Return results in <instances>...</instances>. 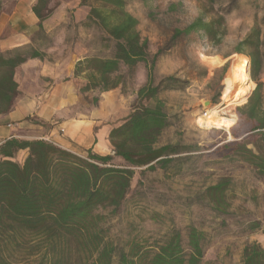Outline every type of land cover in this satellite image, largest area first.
<instances>
[{"label":"rangeland","instance_id":"1","mask_svg":"<svg viewBox=\"0 0 264 264\" xmlns=\"http://www.w3.org/2000/svg\"><path fill=\"white\" fill-rule=\"evenodd\" d=\"M124 3L125 11L137 21L136 32L141 41L147 42L145 60L134 67L120 65L112 76L113 81L120 83L116 91L97 89L79 95L73 115L76 120L92 117L101 110L103 100L116 94L110 111L121 114L119 122L126 109L136 103L138 90L152 82L159 88L157 98L164 104L168 119L157 147L173 146L180 154L167 166L135 171L121 206L102 212L107 239L117 253H128L135 246L152 252L170 235L179 233L187 253L188 232L195 228L202 234L201 264H242L243 248L257 238L264 239V229L262 233L249 232L253 222L264 226V183L251 166L236 158H223L214 149L221 141H233L230 129L237 122L235 108L247 102L227 106L221 97L223 89V94L231 91L232 94L233 87L249 81L241 71L240 58L234 56V48L255 25L260 29L258 80L264 94V0H124ZM84 7L88 12L86 19L73 17L75 62L91 57L112 58L115 42L101 21L90 13L91 9L99 10V4L88 0ZM199 18L205 24H213L214 35L204 30L185 33ZM233 63L240 65L239 85L233 84L229 77ZM225 64L227 69L223 71ZM248 86L251 94L253 84L249 81ZM143 104L151 105L152 101ZM210 110L234 119L235 123L228 131L199 127L197 120ZM222 180H228L229 185L225 204L217 209L210 202L207 189Z\"/></svg>","mask_w":264,"mask_h":264},{"label":"trees","instance_id":"2","mask_svg":"<svg viewBox=\"0 0 264 264\" xmlns=\"http://www.w3.org/2000/svg\"><path fill=\"white\" fill-rule=\"evenodd\" d=\"M80 1L84 7L88 0ZM94 1L99 10L91 9L90 13L115 42V52L110 59L91 57L75 64L73 78L84 82L76 87L78 95L117 89L120 83L112 76L120 65L134 67L146 57L147 42L141 41L136 32L137 21L125 11L124 0ZM38 2L44 5L35 6L33 11L43 20L51 9L46 7L47 0ZM212 26L199 18L185 33L204 30L214 35ZM259 47L260 29L255 25L234 48L241 71L253 86L247 102L235 108L237 122L230 129L233 141H221L214 152L251 166L264 183V94L258 80ZM22 61L2 63L8 70V93L16 94L13 69ZM226 69L227 64L223 71ZM158 93L159 88L152 82L138 90L130 113L119 122L117 119L108 134L112 147L109 156L88 151L83 157L44 140L11 138L0 145V264H201L202 234L195 228L188 232L187 253L179 233L170 235L152 252L135 246L128 253H117L107 239L102 212L121 206L135 171L167 166L180 154L173 146L157 147L168 125ZM223 93L224 89L221 99L227 95ZM145 101L152 104L144 105ZM21 151L27 155L18 163L15 158ZM228 185V180H222L207 189L215 208L224 206ZM258 231H262L261 223L253 222L249 232ZM242 264H264V248L257 242L247 244Z\"/></svg>","mask_w":264,"mask_h":264},{"label":"crops","instance_id":"3","mask_svg":"<svg viewBox=\"0 0 264 264\" xmlns=\"http://www.w3.org/2000/svg\"><path fill=\"white\" fill-rule=\"evenodd\" d=\"M80 2L47 0L51 13L39 20L33 8L44 4L38 0H0V145L11 138L44 140L77 155H111L108 134L121 115L110 111L116 94L103 100L92 117L76 120L73 115L76 87L84 85L73 78V17L88 15ZM17 59L23 61L13 69L14 95L7 91L8 70L2 63ZM26 155L19 152L15 161L22 163ZM256 242L264 248V239Z\"/></svg>","mask_w":264,"mask_h":264},{"label":"bare ground","instance_id":"4","mask_svg":"<svg viewBox=\"0 0 264 264\" xmlns=\"http://www.w3.org/2000/svg\"><path fill=\"white\" fill-rule=\"evenodd\" d=\"M240 65L239 63H233L229 70V77L233 84L239 85L241 82L240 77ZM243 85L233 87L234 91L227 93L224 97L225 103L227 106L229 105H242L246 102L247 98L250 95L249 91V81H246ZM205 113V112H204ZM196 122V121H195ZM197 125L201 128L205 129H217V130H225L228 131L229 128L235 123L234 119H229L225 117H221L217 114L215 110L207 111L203 114L198 120Z\"/></svg>","mask_w":264,"mask_h":264},{"label":"water","instance_id":"5","mask_svg":"<svg viewBox=\"0 0 264 264\" xmlns=\"http://www.w3.org/2000/svg\"><path fill=\"white\" fill-rule=\"evenodd\" d=\"M113 155V154H112Z\"/></svg>","mask_w":264,"mask_h":264}]
</instances>
